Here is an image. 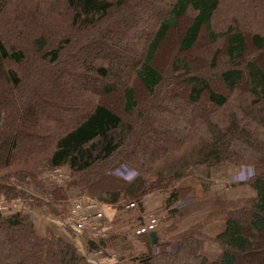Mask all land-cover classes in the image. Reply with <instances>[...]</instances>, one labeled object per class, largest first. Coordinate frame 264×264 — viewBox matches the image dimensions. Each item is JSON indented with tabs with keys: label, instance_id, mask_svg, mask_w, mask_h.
Instances as JSON below:
<instances>
[{
	"label": "trees",
	"instance_id": "trees-1",
	"mask_svg": "<svg viewBox=\"0 0 264 264\" xmlns=\"http://www.w3.org/2000/svg\"><path fill=\"white\" fill-rule=\"evenodd\" d=\"M153 10L163 16L146 20ZM189 13L177 53L191 56L205 38V69L228 67L212 80L193 73L197 59L156 64ZM111 39L131 59L106 51ZM74 63L84 73L70 78ZM188 107L202 117L176 120ZM224 163L253 170L256 197L174 208L191 192L175 183ZM63 168L67 181L45 182ZM73 189L122 212L166 191L172 216L209 209L208 223L227 220L214 238L201 225L180 234L174 252L139 236L146 249L118 264H264V0H0V202L19 205L0 212V264H92L32 222L67 216ZM198 238L219 247L216 260ZM89 243L107 256L102 239Z\"/></svg>",
	"mask_w": 264,
	"mask_h": 264
},
{
	"label": "rangeland",
	"instance_id": "rangeland-1",
	"mask_svg": "<svg viewBox=\"0 0 264 264\" xmlns=\"http://www.w3.org/2000/svg\"><path fill=\"white\" fill-rule=\"evenodd\" d=\"M152 12V11H151ZM151 12L149 11V14L145 15V19L146 20H151L153 18V16H163L161 11H157V10H153L151 15ZM192 14L189 13L186 17L185 20L182 23V28L180 30V33H175L172 32L169 37L167 38V40L165 41L164 45L162 46V48L160 49L159 55L156 58V64L160 65L161 67H163L162 69H164L168 64H170V62L172 61H178V60H182L183 62H191V60H198L201 61L202 63H204V66L202 67H192V71L195 74H200L205 76L207 79H211L214 77V75H218L220 74V72H222L223 70H225V68L228 67H224L225 63L223 60H219V73L217 71H208V68L205 69V61L202 60L201 58H199L197 51L200 49H204L206 50L209 47L208 41H205L204 39L202 40V42L200 43L198 49L191 55V56H183L180 53H177V45H178V36L181 35V31H184V29L186 28V26L188 25V22H190L192 20ZM154 19V18H153ZM149 31H141V33L143 34H147ZM89 36H85L83 37V39L88 38ZM133 42H135L134 40H132ZM105 50L106 51H110V50H114V51H119L120 54H122V57H124L125 59H131V55H129L128 53H125L122 49L118 48L116 45V42L114 40H108L107 43H105ZM81 62V59H77L75 61V63L77 62ZM75 63L69 67V76L70 78H73L74 74L77 73H84V71L82 70V65L80 67V64H76ZM217 72V73H216ZM215 86V85H214ZM216 87L219 88V90H222V86L220 87V84H216ZM119 101V97H117V102ZM119 103V102H118ZM117 105H120L118 104ZM180 113L177 114L178 118L176 120L179 121H183V120H187L190 119L194 114H197V116H201V114L198 115V113L200 112L199 110H195L192 108H184L183 111H179ZM194 117V116H193ZM177 125L179 126V124L177 123ZM263 138V137H262ZM260 140H263V139ZM158 141V140H157ZM224 164H228L229 163H224ZM221 164V165H224ZM221 165L218 166H214V167H210V168H217ZM238 168H240L241 172L239 175L234 176V178L231 180V185L233 188H240V187H246L247 191H252L253 193H257L250 185H248L247 183L249 182V179L253 176V170L250 168H244V167H239L236 166ZM207 168L209 167H199L195 173L194 176H191L187 179L184 180H180L177 183H175V188L176 189H183L184 187H189L191 189L190 194L183 199L182 201L178 202L175 205V209H177V211L183 212L185 210H187L188 208H192L193 206H196L197 203L202 202V201H206V200H211V198L209 197V195L211 196V193L213 194V199L212 201H215V199H217L216 195L217 193L214 192V190H217V188L220 186L221 182L220 181H214L211 178H209V174L207 173ZM66 169V168H65ZM67 173L69 171V169L67 168ZM62 173H66L64 169H59L56 171V174H61L58 175V177L63 176ZM133 175H135V173H128V176L130 178L133 177ZM68 179V178H67ZM66 178H50L49 175H47L45 177V182L50 185V186H56V185H60L63 184L66 180ZM230 182V181H229ZM228 183V181H227ZM206 188V189H204ZM214 189V190H213ZM218 191V190H217ZM255 191V192H254ZM215 193V194H214ZM169 192L163 191V192H155L153 194H150L148 196H146L143 200H142V207L138 205L137 208H134L133 210H129L126 211L127 213H124L125 211H118L117 209L115 211H106V217H105V221H104V225H108L106 227V229H110L109 231L111 235V241L110 243H108V245L105 247L106 251H107V256H93L95 253H90L89 251L86 253L85 251H81L79 249V246L76 243V238L75 237V233L76 232V227L75 224L72 222V217H71V213H70V209H71V199H75V198H87L85 196L82 195L80 190L77 189H73L68 193V198H69V206L67 209V216L61 218V217H52V215L50 217H52V219L55 220H60L63 223V229L64 232L66 233L67 236H69L68 238L73 239V240H67L64 238V240L74 244V246L78 249L79 252H81L84 255H88V259H94L95 257H97V260H99V262H102L103 264H118L120 261L123 260V258L126 259L125 262L129 261V258L131 255H136L141 253L142 251H144L146 249L145 244L142 242L143 239H138L134 233H133V229L135 227H137L139 224H143L145 220V217H148L150 215H153L154 217L157 218L158 222H159V227L157 229V231L155 233H153L156 237L157 240L155 242H158L159 244H164L166 242H170L171 244V249L169 251H173L174 252V245L175 244H181V240H179V235L190 230L191 228L201 225L203 227L202 229V233L204 236H208L210 238H214L218 235H207V233L205 234V229H207V227L214 222L215 219L212 222H207L208 220V215L210 213L209 209H205V210H201V211H197L195 213H192L191 215L188 216H182L177 214L176 216H172L171 214H168V212L165 209V201L166 199L169 197ZM39 195H41L39 193ZM229 197V196H228ZM222 196L219 195L218 199H221ZM223 200H216V201H224L225 198H222ZM239 199H246V198H239ZM239 199H234V200H239ZM95 201V200H94ZM97 202V201H96ZM1 203V202H0ZM100 203V202H99ZM116 208V207H115ZM45 212V211H44ZM205 212H207V214H204ZM108 213V214H107ZM111 213V214H110ZM203 213L204 216H196L194 217L195 214H200ZM45 215L49 216L50 214H47L46 212L44 213ZM43 214V215H44ZM36 216H42V213H35V215H32V222L34 217ZM67 217V218H66ZM110 221V219H112ZM37 221V220H36ZM35 221V224H36ZM34 225V223H33ZM103 225V226H104ZM35 227V225H34ZM186 227V228H185ZM36 229V227H35ZM37 230V229H36ZM60 232V230H59ZM86 232V231H85ZM85 232H82V235L85 234ZM57 237L55 238H62L59 236L58 233H56ZM151 235V234H148ZM54 236V234H53ZM151 237V236H150ZM210 238H201L204 239V241H206L207 243H209V245L213 246V250L211 252L205 251L202 252L204 255H206L208 258H210L211 260H216L218 258V256L220 255L221 251L219 249V247L217 245H215L213 242H211L209 239ZM80 239V238H79ZM83 239V243L84 245L87 247V245L90 242V238L82 237ZM161 251V250H160ZM97 262V261H96Z\"/></svg>",
	"mask_w": 264,
	"mask_h": 264
},
{
	"label": "crops",
	"instance_id": "crops-1",
	"mask_svg": "<svg viewBox=\"0 0 264 264\" xmlns=\"http://www.w3.org/2000/svg\"><path fill=\"white\" fill-rule=\"evenodd\" d=\"M207 173L209 174V178H211L214 181H220L221 184L220 186L217 188V190H214L215 193H217V199L216 200H223L222 198H225L224 200H234V199H239V198H254L257 196V193H253L252 191H247L246 187H240V188H233L231 185V180L234 178V176L239 175L241 170L240 168L233 166V165H228V164H224L221 165L219 167H215V168H207ZM228 181V183H227ZM230 181V182H229ZM33 191H31L32 193H35L36 195H39L34 189H32ZM255 192V191H254ZM214 193V194H215ZM219 195L222 196L221 199L219 198ZM229 196V197H228ZM209 197L211 198V200H214L213 194L211 193V196L209 195ZM40 212H37V214ZM44 212L42 213V216H36L33 219V223L37 229V231L44 237H57L55 235H57L56 233L59 234L60 237L65 238L67 240H69L70 238H68L69 236L66 235V233L64 232V227H63V223L62 221H58L55 219H52V217L47 216V215H43ZM108 214V213H107ZM111 214V213H110ZM204 214H207V212H205ZM203 213L200 214H195L194 217L196 216H204ZM37 220V221H36ZM113 220L110 219V221ZM36 221V224H35ZM226 218L222 217L219 218L218 220H215L214 222H212L207 229H205V234L207 233V235H219L220 233H222L226 227ZM108 226V225H107ZM186 228V227H185ZM60 230V232H59ZM111 230V228L109 229H104L103 232L101 233V236L99 237L100 239L103 240L104 243H106V246L108 245V243H110L111 241V235L109 233V231ZM54 234V236H53ZM75 237L76 238V243L79 246V249L81 251H85L86 253L89 251L90 253H92L94 247L89 243L87 245V247L84 245L83 243V239L82 237H89L91 238L92 236L87 235V234H78L75 233ZM80 238V239H79ZM73 240V239H70ZM99 240V239H98ZM154 240H157V237H154ZM197 245L199 247V249L202 252L208 251L211 252L213 250V246L209 245V243H207L206 241H204V239L198 238L197 239ZM95 250V249H94Z\"/></svg>",
	"mask_w": 264,
	"mask_h": 264
},
{
	"label": "built area",
	"instance_id": "built-area-1",
	"mask_svg": "<svg viewBox=\"0 0 264 264\" xmlns=\"http://www.w3.org/2000/svg\"><path fill=\"white\" fill-rule=\"evenodd\" d=\"M64 169V168H63ZM66 173H62L63 176L58 177L61 174H50V178H70L71 171L64 169ZM129 177V176H128ZM130 178V177H129ZM67 179V180H68ZM66 180V181H67ZM72 206L70 209L72 222L75 224L76 232L78 234H82L85 232L92 237L99 238L103 230L107 227L104 225L106 211H115V207L112 205H106L99 202H96L89 198H75L71 199ZM10 208L12 211H17L19 208L18 204H14ZM137 208L136 203H131L126 207L125 211L133 210ZM5 204L0 203V212H7L10 210ZM143 224H139L137 227L133 229V233L136 237L146 236L148 234H153L157 231L159 227V222L156 217L150 215L145 217ZM104 225V226H103ZM106 256L103 251L95 252L93 256ZM92 264H103L97 260V257L94 259H89ZM97 261V262H96Z\"/></svg>",
	"mask_w": 264,
	"mask_h": 264
},
{
	"label": "water",
	"instance_id": "water-1",
	"mask_svg": "<svg viewBox=\"0 0 264 264\" xmlns=\"http://www.w3.org/2000/svg\"><path fill=\"white\" fill-rule=\"evenodd\" d=\"M150 236H151L152 240L154 241L155 235L154 234H151Z\"/></svg>",
	"mask_w": 264,
	"mask_h": 264
}]
</instances>
